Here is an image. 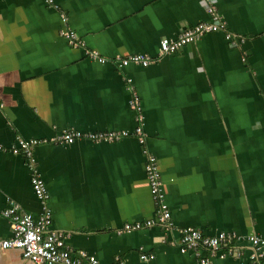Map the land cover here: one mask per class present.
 <instances>
[{
    "label": "crops",
    "instance_id": "0c3cea01",
    "mask_svg": "<svg viewBox=\"0 0 264 264\" xmlns=\"http://www.w3.org/2000/svg\"><path fill=\"white\" fill-rule=\"evenodd\" d=\"M52 1L56 9L44 0H0V209L13 201L35 218L42 212L28 164L8 151L19 138L69 129L132 134L128 102L135 92L174 229L118 233L154 215L142 146L132 135L34 148L51 228L100 264L116 257L119 264H198L194 254L161 243L185 227L264 240V0H214L235 46L219 31L161 57L162 38L210 20L199 0ZM61 13L84 47L67 44ZM87 50L109 61L93 60ZM131 54L152 62L121 69L110 62ZM10 236L0 216V238ZM142 253L153 258L142 261ZM213 263L250 264L246 253ZM0 264L34 263L8 249Z\"/></svg>",
    "mask_w": 264,
    "mask_h": 264
},
{
    "label": "built area",
    "instance_id": "2783aa9c",
    "mask_svg": "<svg viewBox=\"0 0 264 264\" xmlns=\"http://www.w3.org/2000/svg\"><path fill=\"white\" fill-rule=\"evenodd\" d=\"M47 5L57 7L52 0H44ZM204 5L209 15L208 22H199L196 25L185 28L175 39L162 38L159 42L158 57L175 53L183 46L196 42L207 33H224L230 45L235 46L239 40H235L218 14L214 0H199ZM61 22L64 25L62 36L72 48L84 47L78 34L67 26V19L64 13L60 14ZM238 41V42H237ZM87 57L100 63L109 60L100 56L94 50L86 51ZM116 68L121 69L129 65L147 67L152 59L146 54H131L124 57H114L110 61ZM129 108L135 113V128L133 133L121 130H98L82 132L73 129L63 130L53 138H39L25 140L19 138L9 148L13 155L22 156L28 164L30 174V186L42 205V212L38 217L23 212L20 205L9 201L8 206L0 209V216L6 219L11 228L9 238H0V251L8 249L20 250L22 258L34 264H100L99 261L83 251L73 250L66 244L67 234L51 228V211L47 207L49 199L46 186L35 168L33 150L38 145L59 144L71 145L79 140L92 143L117 142L123 138L134 136L142 146V154L145 157L144 173L146 183L154 204V215L151 219L140 222L125 223L118 233L137 231L144 228L159 226L164 232L170 234L173 228L171 213L164 201L161 174L157 158L149 152L145 146L146 135L143 131L144 116L139 97L132 92L128 102ZM1 106V104H0ZM178 238L173 237L161 240L168 246L176 247L180 253H191L197 258L198 264H214L213 257H241L246 253L250 264H264V240L255 235L239 236L235 233L217 232L213 235H206L201 231L185 227L177 230ZM140 260L147 261L153 258L151 254L142 253ZM120 259L116 257L112 264H119Z\"/></svg>",
    "mask_w": 264,
    "mask_h": 264
}]
</instances>
